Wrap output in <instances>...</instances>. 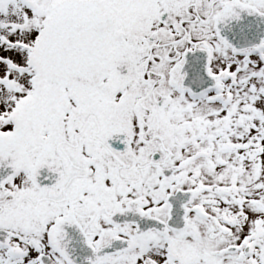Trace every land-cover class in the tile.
<instances>
[{
	"label": "snow or ice",
	"instance_id": "obj_1",
	"mask_svg": "<svg viewBox=\"0 0 264 264\" xmlns=\"http://www.w3.org/2000/svg\"><path fill=\"white\" fill-rule=\"evenodd\" d=\"M0 264H264V0H0Z\"/></svg>",
	"mask_w": 264,
	"mask_h": 264
}]
</instances>
